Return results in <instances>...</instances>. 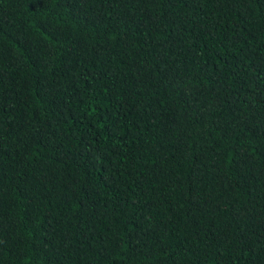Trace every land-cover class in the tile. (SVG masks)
Masks as SVG:
<instances>
[{
    "label": "trees",
    "instance_id": "obj_1",
    "mask_svg": "<svg viewBox=\"0 0 264 264\" xmlns=\"http://www.w3.org/2000/svg\"><path fill=\"white\" fill-rule=\"evenodd\" d=\"M0 264H264V0H0Z\"/></svg>",
    "mask_w": 264,
    "mask_h": 264
}]
</instances>
